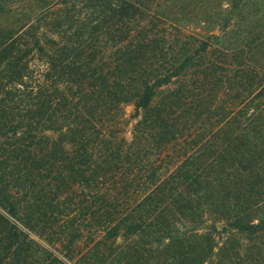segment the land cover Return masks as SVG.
<instances>
[{
	"label": "trees",
	"instance_id": "1",
	"mask_svg": "<svg viewBox=\"0 0 264 264\" xmlns=\"http://www.w3.org/2000/svg\"><path fill=\"white\" fill-rule=\"evenodd\" d=\"M21 2L0 0V264H264V0L213 29L159 0Z\"/></svg>",
	"mask_w": 264,
	"mask_h": 264
},
{
	"label": "rangeland",
	"instance_id": "2",
	"mask_svg": "<svg viewBox=\"0 0 264 264\" xmlns=\"http://www.w3.org/2000/svg\"><path fill=\"white\" fill-rule=\"evenodd\" d=\"M159 2L164 7L166 14L184 12L186 17L192 19L196 23L203 24L204 18L208 16L205 25L208 29H213L215 27V17L219 12V6L223 5V0H159ZM23 4L26 0H22ZM4 14L0 12V26L5 19ZM262 56V55H261ZM131 111V107H127V113Z\"/></svg>",
	"mask_w": 264,
	"mask_h": 264
}]
</instances>
